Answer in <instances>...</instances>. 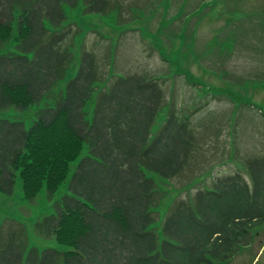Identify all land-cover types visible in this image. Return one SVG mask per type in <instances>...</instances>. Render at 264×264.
I'll use <instances>...</instances> for the list:
<instances>
[{"label": "trees", "instance_id": "1", "mask_svg": "<svg viewBox=\"0 0 264 264\" xmlns=\"http://www.w3.org/2000/svg\"><path fill=\"white\" fill-rule=\"evenodd\" d=\"M79 2L86 14L118 9L112 0H0V109L33 111L29 126L0 117V191L19 178L25 199L52 198L76 163L69 193L37 223L66 249L30 246L20 223L22 233L0 232V264H227L264 229V155L246 161L249 179L236 172L177 199L158 232L156 176L189 164L192 121L169 107L153 134L166 107L159 77L113 72L115 50L98 57L87 33L78 73L56 92L84 33L66 23L64 5Z\"/></svg>", "mask_w": 264, "mask_h": 264}, {"label": "rangeland", "instance_id": "2", "mask_svg": "<svg viewBox=\"0 0 264 264\" xmlns=\"http://www.w3.org/2000/svg\"><path fill=\"white\" fill-rule=\"evenodd\" d=\"M112 4L118 9L107 14H86L81 2L64 5L66 23H77L84 33L76 37L75 60L55 90L61 92L78 73L79 45L87 33L85 45L96 47L98 57L107 56L109 48L115 50L113 72L159 77L166 107L153 134L169 107L190 117L196 143L189 164L175 178L156 176L164 194L153 224L160 232L177 199L192 198L200 188L236 172L249 179L246 161L264 155V0H112ZM72 30L68 42L79 27L74 24ZM32 112L0 109V117L24 119L29 126ZM75 167L76 163L52 198L42 191L25 199L19 178L12 193L0 191L1 237L22 233L24 226L29 245L39 251L66 249L54 237L41 234L37 223L69 193ZM227 264H264V229Z\"/></svg>", "mask_w": 264, "mask_h": 264}]
</instances>
